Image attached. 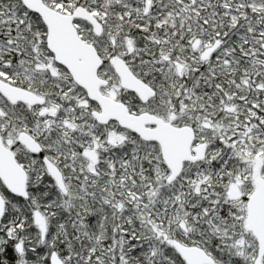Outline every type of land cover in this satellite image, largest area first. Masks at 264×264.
Masks as SVG:
<instances>
[{"label": "snow or ice", "instance_id": "obj_1", "mask_svg": "<svg viewBox=\"0 0 264 264\" xmlns=\"http://www.w3.org/2000/svg\"><path fill=\"white\" fill-rule=\"evenodd\" d=\"M0 264H264V0H0Z\"/></svg>", "mask_w": 264, "mask_h": 264}]
</instances>
